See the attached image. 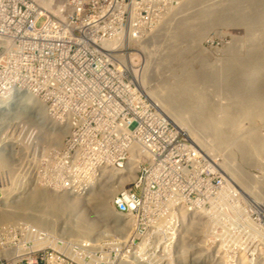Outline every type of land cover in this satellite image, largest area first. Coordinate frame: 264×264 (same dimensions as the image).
Segmentation results:
<instances>
[{
  "label": "built area",
  "instance_id": "2783aa9c",
  "mask_svg": "<svg viewBox=\"0 0 264 264\" xmlns=\"http://www.w3.org/2000/svg\"><path fill=\"white\" fill-rule=\"evenodd\" d=\"M54 2L0 0V99L27 92L66 130L67 154L50 160L59 173L45 184L29 175L33 189L73 197L114 169L126 178L111 203L123 225L86 239L0 226V264H209L220 255L213 236L242 225L245 200L218 156L183 135L128 70L130 45L171 13L157 0ZM84 148L87 167L75 156Z\"/></svg>",
  "mask_w": 264,
  "mask_h": 264
},
{
  "label": "rangeland",
  "instance_id": "374dc122",
  "mask_svg": "<svg viewBox=\"0 0 264 264\" xmlns=\"http://www.w3.org/2000/svg\"><path fill=\"white\" fill-rule=\"evenodd\" d=\"M148 1L152 2L155 0ZM157 1L159 2V10L161 12L171 14L163 22L160 21L161 26L158 27L159 30L156 29L149 35L147 37L148 40L157 35L168 24V21L173 18H175L173 24L176 22L178 24L181 20L182 10L184 11L185 8L190 6L188 3L190 0ZM222 1L201 0L199 1V5H193V9L184 11L191 13V11H196L199 8H207L211 13L212 11L217 13V17L209 18L210 20L205 29L195 35L197 38L195 36H187L188 39L184 42L183 53L178 52L176 63L172 65L173 68L171 71H168L166 68H158L159 70H157L159 71L158 74L161 73L160 76L162 74H169L171 77L175 75L174 72L185 71L187 75L186 82L182 83L183 88L181 87V89L188 95V98L182 100L177 107H170L171 109L177 108L180 111L178 115H175L176 119L173 118L171 122L178 128V125H183L182 129L179 128L180 132L203 151L208 154L211 153L210 155L218 156L222 167L221 169L231 176V180H234V187L245 200L246 216L243 219L242 225L231 224L226 229V233L222 234V232L220 235L213 236L214 239L220 240L218 244L216 243L220 255L218 258L210 260L209 264H264V213H262L261 209L264 208V193L261 192V189L258 190V185L253 184L249 180V171H247L252 170L251 172H255L257 170L250 168V166L246 168V165L243 166L242 160L236 156V158L230 156L233 159L231 160L229 157L230 154L227 153L230 151L225 152L216 145L209 149L210 151L207 150L210 147L207 141L212 136L217 144L219 140H222L220 138L223 137V131L216 130L214 136L210 129L226 127L227 125L225 124L229 121L233 123L230 124L231 127L236 126L238 128V131L236 130L237 135L233 134L234 139L236 137H246L247 133L253 131V129L256 131V135L264 138V0H231L233 2L228 0V4H231V7H228V4L221 6ZM170 6L173 8L172 11H170ZM221 14L222 16L220 17L219 15ZM176 41L177 43L174 40V45H181L182 41L180 38ZM143 42L142 39L136 44L130 45L134 50L131 51L128 70L132 75H136V78L140 76L143 66L148 63V54L150 53V49H143ZM133 70L137 71V74ZM150 74L152 78L149 76ZM155 74L157 73L150 71L147 78L145 77L146 82L143 86L145 87L144 91L147 95L157 88V84L153 80ZM233 93L234 95H232ZM154 94L156 96V93ZM147 95L146 97H149ZM20 96L14 94L9 97L6 106L0 110V201L2 198H6L3 197L2 189L3 191L4 189H12L19 183L20 187L24 190L20 198L16 194L15 196H11L6 203H8L11 209L13 207L16 209L17 206L18 209L16 212L20 209L22 214L17 215V221H20V223L30 221L31 223L35 221L38 214L36 207L29 205L26 209H22L26 196L30 192L35 193L29 175L32 176L34 173L39 172L46 178V175L50 172L59 173L57 169L51 166L54 161L50 160L55 157V161L58 163L60 156L67 154V149L60 145L63 138L61 139L60 137V143L59 141L57 143V140L55 141L57 134H54L53 131L56 130V127L58 130L60 125L50 119L46 111L40 115L25 116L24 114H29L31 105L29 103L30 107L21 105ZM149 98L151 99V97ZM152 100L153 98L150 101ZM247 100L249 102L246 104ZM243 110H248V112L245 113ZM35 112L38 113L37 111ZM44 114L46 115L44 116ZM165 115L167 116V114ZM224 116L226 119H223ZM58 118L61 121H65L66 119L64 116ZM189 129L195 130L196 139L199 136L198 140L191 138L187 132ZM59 133L61 134V132ZM17 142L18 144H15ZM262 145L264 149V143ZM83 150L85 152L78 151L77 155L73 151L70 152L76 156L77 160H80V163H84V167H87L90 162H85L87 157L86 148ZM263 152L261 153L262 157H260L262 162L258 159V164L259 162L261 163L258 166L261 169H264ZM261 172L262 170H260ZM116 174L112 169H102L97 173L98 176L95 178L93 186L90 187L83 197L79 198L80 204L86 213L85 224H90L92 229L91 234L87 237H69L86 239L95 237L102 230H109L111 226L122 227L123 224L120 225V219L109 207L108 201L113 190L117 191L121 186L120 181L122 178ZM237 175H241L240 177L242 178L240 179ZM261 175H264V172ZM45 178H43L44 182L48 180ZM51 178L54 179L55 177L53 176ZM43 180L41 179L42 183ZM110 180H113V183L109 188L108 182ZM36 190V192L43 193L46 196L52 195L49 192L45 193V191ZM67 198L68 201L74 199V197L69 196ZM95 203L100 204V206H95ZM4 205L3 202H0V210L7 208ZM69 218L71 219V217ZM73 218L75 219L76 217L74 216ZM44 219L60 220V217L49 214ZM13 221L16 220H0V224L8 222L10 224ZM60 221L64 224L65 218H61ZM47 228L51 229V226L48 225ZM226 230L224 229L223 231ZM183 262L187 263L191 261Z\"/></svg>",
  "mask_w": 264,
  "mask_h": 264
},
{
  "label": "bare ground",
  "instance_id": "6f19581e",
  "mask_svg": "<svg viewBox=\"0 0 264 264\" xmlns=\"http://www.w3.org/2000/svg\"><path fill=\"white\" fill-rule=\"evenodd\" d=\"M40 1L46 7H50L53 4L54 5L58 4L57 2H54V0H40ZM199 1H201V0H190L188 2L190 4V6L185 8L184 11H189V9H193V5H195V6L199 5V3H200ZM229 1H231V0H229ZM231 2H233V1H231ZM227 4H228V0H225V1L223 0L222 3H221V6L222 5L226 6ZM235 4H236V2H235ZM227 6L231 7V4H228ZM202 7L204 8V6H202ZM215 9H217V8H215ZM233 9H234V7H233ZM208 10L209 9H207V8H204V9L199 8L196 11H193V12L191 11V13L190 12H184L182 10L181 20H180V22L178 24H177V22L175 24H173L175 18L172 17L173 19L171 18L172 20L168 21V24L165 25V27H163L159 31V33L157 35L151 37L149 40H148V38H145V40L143 42V49L144 50H149L150 49V53L148 54V56H149L148 63L143 66V69L141 70L142 72H141L140 76L138 78H136L137 82H138V85H139V88L141 89V91L145 95H147L146 92L144 91L145 87L143 86L144 83L146 82L147 75H148V73L150 71L157 73V74H155V78L153 77L154 78L153 80L157 84V88H155L153 90V92L151 91L150 94H148L147 96L151 97V99L153 98V100L156 99L155 100L156 104L160 107L161 110H163V112L165 111L164 113L167 114V116L169 117L170 120H172L173 118L176 119L175 115H178L180 113V111L177 108L176 109H174V108L171 109L170 107H172V106H176L177 107L178 104L182 100H185V99L188 98V95L181 89L182 83L186 82L187 75L185 74V71H179V72L177 71L176 73L174 72L175 75H172V77L169 74H166V75L162 74V76H160L161 73L158 74V72H159L158 70L160 68H166L168 71L169 70L171 71V69L173 68L172 65H174V63H176V57H178V52L180 51V52L183 53L184 44H185L184 42L186 41V39H188L187 36L188 37L189 36L194 37L196 34L202 32L205 29L206 25L208 24V21L210 20L209 18L217 17V15H216L217 13H215L214 11H212V13H211L210 10L209 11ZM219 16L221 17L222 14L219 15ZM174 17H175V15H174ZM178 38L181 39L182 43H181V45L177 46V45H174V40H175V43H177L176 40ZM195 38H197V37L195 36ZM253 41H254V39H253ZM149 44H151V45H149ZM152 49H154V50H152ZM146 61H147V59H146ZM235 67H237V66H235ZM133 71L135 73L137 72L135 70H133ZM188 73H189V71H188ZM149 76L152 78L151 74ZM154 93H156V96H155ZM14 94L21 95L20 96L21 105L23 104L24 106H29V107L31 105V108H29V114L28 115L24 114L25 116H29L30 117V116L35 115V114L40 115V114L45 112L44 105L42 103H40L36 99L35 96H33V95H31V94H29L27 92L17 91V90L14 91L12 95H14ZM12 95L8 94V95H6L4 98H2L0 100V101H2V102H0L1 103L0 104V110L6 106L8 98L11 97ZM232 95H234V93ZM149 97H147V98H149ZM252 99L254 100L253 97H252ZM155 101H153V102H155ZM248 102H249V100H247L246 104ZM35 111H37L38 113H36ZM243 111H245V110H243ZM246 112H248V110L245 111V113ZM45 115L46 114H44V116ZM223 119H226L225 116H224ZM234 119H235V117H234ZM183 121H184V119H183ZM183 121H181V122H183ZM201 122H203V121L201 120ZM184 123H185V121H184ZM223 124H225V123H223ZM230 124H233V123H231V121H229V122H227V124H225V125H227L226 127H221V128L217 127L218 129H216V128L210 129V131H212L213 134H214V132L216 130L217 131L218 130L219 131H223V133H222L223 137L220 138L222 140H219L218 144L213 140V136L211 138L209 137L210 139L209 140L207 139L208 140L207 142L210 145V147H208L207 150L210 151L209 149L215 147V145H216L219 148L223 149L225 152L230 151V152H227V153L230 154L229 157L230 156H232V157L234 156V158H236V157L240 158V160H242V162L244 164L243 166L246 165V168H247V166H250V168H254L255 170H257L255 172H251L252 170H247V171H249L248 172V178L253 184H256V185L259 186L258 190L261 189L262 190L261 192L264 193V177H263L264 175H261L262 172H264L263 171L264 169L263 168L261 169L260 166H258L259 164H261L260 162L258 164V159H260V157H262L261 153L264 151V149L262 147L263 146L262 144L264 143V138L256 135V131H254V129H253V131H249L247 133L246 137L244 136V138H240V137H236L235 136L236 138L234 139V137H233L234 135L233 134L237 135L236 134V130L238 131V128L236 126L235 127L234 126L231 127ZM234 125H236V124H234ZM178 126L181 129L183 128V125H181V124L178 125ZM41 128H40V130H41ZM60 129H62V127L58 128V130H57V127H56V130L53 131L54 134L55 133L57 134L56 135L57 137H55V141L57 140L56 141L57 143H58V141L60 143V141H61L60 137L62 139L64 137V134H65V131H66L64 129H62V130H60ZM59 132H61V134ZM187 132L189 133L191 138H193L194 140H198L199 139V136H198V139H196V136H195L196 132H195L194 129H189V130H187ZM254 134H255V136H254ZM214 136H215V134H214ZM197 143L199 144L198 141H197ZM15 144H18V142L15 143ZM227 156H228V154H227ZM231 160H233V159L231 158ZM235 161H236V159H235ZM260 161L262 162L261 159H260ZM256 163H257V166L259 168L256 166ZM224 165H226V164L224 163ZM220 167H221V165H220ZM250 168H248V169H250ZM112 170H114V169H112ZM260 170H262L261 173H260ZM114 171L117 173L116 175L119 174L116 170H114ZM242 175L244 176V174H242ZM237 176L240 179L242 178V177H240L241 175L240 176L237 175ZM121 178L122 179L120 181L121 182L120 185H122L125 182V180H126V179L124 180L123 177H121ZM18 181H19V179H18ZM47 181H49V180H47ZM237 181H239V180H237ZM45 182L43 180L44 184H45ZM239 182H237V183H239ZM112 183H113V180H110L108 182L109 188L111 187ZM255 188H257V187H255ZM1 191L3 192V195H4L3 197H6V198L5 199L2 198V200L0 202H3L5 204L4 206L7 207V208H5L3 210H0V220H16V221H13L10 224H8L9 222L8 223H1L0 226H4V227H7V228H13L14 225H16V224H27L31 229H33L35 231H38V232L44 231L45 232V236L46 237L50 236V238L52 236L51 230H53V228H55V227L56 228L61 227V229L64 230V232L68 236H75V237L85 236V237H87V236H89L91 234L92 229L90 227V224H88V225L85 224L86 223V215H85L86 213H85V210H83V206L80 204V199H79V198L83 197V195L85 193L81 194V195L73 196L74 199L71 200V201H68L67 200L68 199L67 195L62 194L60 192L50 193V191L38 189V191H45V193L49 192L50 194H52L51 196H46L43 193L36 192L37 190L35 189V193L34 192H30L26 196V198L24 199V201H25L24 204H23L24 206L22 207V209H26L27 207H29V205H32V206L36 207L38 214H37V216L35 218V221H32L33 223L32 222L30 223V221H25L24 223H20V221H17L18 219H16V218H18L17 215H20V213H21L20 209H19V211L16 212V210L18 209L17 206H16V209L14 207H13V209H11L10 206L8 205V203H6V202H8V200L10 199L11 196H15L16 194H18L17 197L20 198V196H21V194H22V192L24 190L20 187V184L17 183V185L14 188L8 189V190L4 189V191L2 189ZM116 192H117L116 190H113V192L111 193V196L109 197V200H108L109 201V207L111 209H112V206H111L112 199H113V196L115 195ZM69 197H71V196H69ZM95 206L98 207V206H100V204H96L95 203ZM102 206H104V205H102ZM99 208H101V207H99ZM261 209H262V213H264V208H261ZM49 214L50 215L53 214L55 216L60 217V220H61V218H65V222H64L65 226H64V224L61 223L60 220H57V219H44ZM74 216L76 217L75 219L73 218ZM69 217H71V219ZM119 219H120V221L119 220H117V221L121 222L120 225H122L123 224V220L121 218H119ZM48 225L51 226V229L47 228ZM117 228H120V226H118ZM8 230H10V229H8ZM54 238L56 239V237H54ZM40 240H42V238H40V236H37V238L34 240L35 245H38L37 247H41V248L45 247L46 243L42 242Z\"/></svg>",
  "mask_w": 264,
  "mask_h": 264
},
{
  "label": "clouds",
  "instance_id": "9594fccd",
  "mask_svg": "<svg viewBox=\"0 0 264 264\" xmlns=\"http://www.w3.org/2000/svg\"><path fill=\"white\" fill-rule=\"evenodd\" d=\"M158 29V28H157ZM171 121V120H170ZM179 129V128H178ZM183 134V133H182ZM184 135V134H183Z\"/></svg>",
  "mask_w": 264,
  "mask_h": 264
}]
</instances>
